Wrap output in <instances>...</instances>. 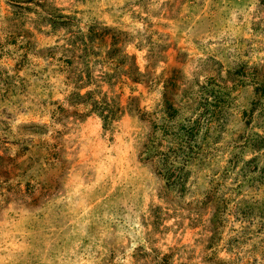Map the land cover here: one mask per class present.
<instances>
[{
	"label": "rangeland",
	"instance_id": "374dc122",
	"mask_svg": "<svg viewBox=\"0 0 264 264\" xmlns=\"http://www.w3.org/2000/svg\"><path fill=\"white\" fill-rule=\"evenodd\" d=\"M0 264H264V0H0Z\"/></svg>",
	"mask_w": 264,
	"mask_h": 264
},
{
	"label": "trees",
	"instance_id": "16d2710c",
	"mask_svg": "<svg viewBox=\"0 0 264 264\" xmlns=\"http://www.w3.org/2000/svg\"><path fill=\"white\" fill-rule=\"evenodd\" d=\"M93 110H94V108H93ZM98 115L103 121H106L108 119H112L113 117H115L114 114L103 115V112H100Z\"/></svg>",
	"mask_w": 264,
	"mask_h": 264
}]
</instances>
